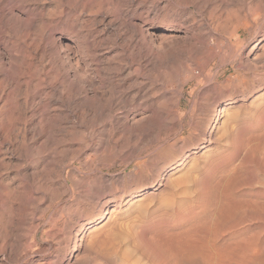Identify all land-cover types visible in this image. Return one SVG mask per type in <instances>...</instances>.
I'll list each match as a JSON object with an SVG mask.
<instances>
[{
  "label": "rangeland",
  "instance_id": "1",
  "mask_svg": "<svg viewBox=\"0 0 264 264\" xmlns=\"http://www.w3.org/2000/svg\"><path fill=\"white\" fill-rule=\"evenodd\" d=\"M89 1H0V118L12 127L0 134V264H208L218 257L225 264H264V0ZM100 3L132 14L153 38L165 33L170 50L151 46L145 70L134 28L122 16L109 24L117 14L110 9L106 16ZM69 40L86 70L65 65L69 81L96 73L118 85L130 72L141 94L127 91L125 103L116 104L111 90L95 86L70 98L57 75L62 62L52 63L54 50ZM210 50L217 51L212 58ZM31 78L38 88L29 85ZM228 100L232 105L218 119L210 144L205 121ZM47 107L51 117L39 129ZM126 117L127 126L113 125ZM227 128L238 130L232 141L222 136ZM173 142L182 152H196L169 170L174 153L163 156ZM141 158L158 162L137 170L131 161ZM164 175L168 183L192 178L202 184L151 189ZM220 178L225 183L216 186ZM179 199L185 203L177 217L171 203ZM184 234L191 239L192 261L177 250Z\"/></svg>",
  "mask_w": 264,
  "mask_h": 264
},
{
  "label": "bare ground",
  "instance_id": "2",
  "mask_svg": "<svg viewBox=\"0 0 264 264\" xmlns=\"http://www.w3.org/2000/svg\"><path fill=\"white\" fill-rule=\"evenodd\" d=\"M1 1V0H0ZM5 1V0H4ZM106 1V0H105ZM263 1V0H262ZM87 2L90 4V1L89 0H87ZM99 2V1H98ZM101 2V1H100ZM187 2V1H186ZM185 2V3H186ZM86 3V2H85ZM92 3V2H91ZM6 5V4H5ZM4 5V6H5ZM118 5V4H117ZM1 6V5H0ZM100 6H101V8H103V6H102V4L100 3ZM100 6H96V11H98L99 9H101L100 8ZM2 7V6H1ZM9 7V6H8ZM6 8V7H5ZM104 13L106 14V16H107V14L109 13V10L110 9H112L113 10V13H115V14H117L116 16H115V19L113 20V21H111V22H108L109 24H112V23H114V22H117V21H120L119 19H120V17L122 16V20L121 21H123L126 25H129V26H131L132 28H134V31L136 32V34H137V37H138V40H140V42H141V46L139 47L141 50H144V53H145V55H144V64L145 65H143V68L145 69V70H148V66L151 64V60L153 59V57H152V51H154L152 48H151V46H153V45H155V47L156 48H158L159 50L160 49H162V50H167V40H168V37L166 36V34L165 33H160L156 38H153L152 37V35L149 33V31H147L146 29H145V27H144V22H142V21H136L135 19H134V17H133V15L132 14H130V13H127V12H121V10L120 9H118L117 8V6L115 5V4H113V3H109V4H107L106 6H104ZM2 11H3V9H2ZM168 11V10H167ZM166 11V12H167ZM170 11V10H169ZM172 11V10H171ZM140 12V11H139ZM2 13H4V12H2ZM1 13V14H2ZM111 13H112V11H111ZM168 13V12H167ZM173 14H174V12H172ZM0 14V15H1ZM169 14V13H168ZM167 14V15H168ZM8 15H10V14H8ZM109 15V14H108ZM143 14H141V16H142ZM171 15V14H170ZM113 16V15H112ZM164 16V15H163ZM169 16V15H168ZM167 16V17H168ZM173 16V15H172ZM176 16V15H175ZM212 16V15H211ZM5 17V14H4V16H3V18ZM138 17H140V15L138 16ZM166 17V16H165ZM166 17V18H167ZM1 18H2V16H1ZM174 18V17H173ZM172 18V19H173ZM110 19H112V18H110ZM138 19V18H137ZM171 19V20H172ZM210 19H211V17H210ZM219 19H220V16H219ZM218 20V19H217ZM236 20V19H235ZM246 20V19H245ZM211 21V20H210ZM205 22V21H204ZM235 22V21H234ZM118 23V22H117ZM123 23V24H124ZM179 23V22H178ZM212 23V22H211ZM210 23V24H211ZM220 23L221 22H219V26H220ZM242 23H243V20H242ZM242 23H241V25H242ZM236 24H237V20H236ZM181 25V24H180ZM214 25V24H213ZM227 25V24H226ZM147 26V25H146ZM224 26V25H223ZM231 26V25H230ZM236 26V25H235ZM238 26H239V24H238ZM210 27H211V25H210ZM228 27V26H227ZM226 27V28H227ZM1 28V27H0ZM172 28V27H171ZM213 28V27H212ZM225 28V29H226ZM185 29V28H184ZM192 29H193V27H192ZM198 29V28H197ZM221 29V28H220ZM224 29V27H222V30H221V32H223V31H225L224 33H226L227 32V30H225ZM230 29V28H229ZM120 30V29H119ZM200 30V29H199ZM198 30V31H199ZM202 30V29H201ZM4 31V30H3ZM196 31V30H195ZM230 31V30H229ZM235 31V29L234 28H232V31L230 32L231 34L233 33ZM134 32V33H135ZM201 32V31H200ZM195 33V32H194ZM181 34V33H180ZM199 34V33H198ZM220 34V33H219ZM227 34H229V32L227 33ZM231 34H229V35H231ZM203 35H204V33H203ZM217 35V34H216ZM233 35V34H232ZM238 35V34H237ZM113 36V35H112ZM132 36H133V34H132ZM195 36V35H194ZM193 35H192V37H194ZM197 36V35H196ZM200 36H202V35H200ZM206 36V35H205ZM192 37H189V39L191 38V41L194 39V38H192ZM221 37V36H220ZM223 37V36H222ZM240 37V36H239ZM177 38H180V37H177ZM208 38H209V36H208ZM207 38V39H208ZM219 38V37H218ZM1 39V38H0ZM129 39H132V37L131 38H129ZM134 39V38H133ZM180 39H182V38H180ZM184 39V38H183ZM198 39V38H197ZM223 39V38H222ZM200 40H202V39H200ZM225 40V39H224ZM107 41V40H106ZM169 41V40H168ZM173 41H176V40H173ZM173 41H172V44L173 45H175L174 43H173ZM178 41H180V40H178ZM186 41H188V40H186ZM206 41V40H205ZM226 41H227V39H226ZM3 42V41H2ZM72 41L71 40H69L68 42H66L65 44H64V47H59V49H58V47H55V48H57L58 50H54V52H53V54H54V61H52V63H54L55 65L54 66H56L57 64H56V60H59V61H61L62 62V64H60L59 65V67H57L58 69H56V70H58L57 71V75L59 76V77H61V79L63 80V82L65 83V86H66V88L68 89V96H70V98H72V99H74V98H80L79 96H81L82 94H84V92H88L89 91V89H92L93 87H95V86H98V88L100 89V92H101V88H103V87H106V88H108L109 90H111V95H112V97H114V103H116V104H122V102L123 103H125L124 102V100H125V94H127L126 92L127 91H131V94H132V96L133 97H135L137 94L139 95V93H140V91H141V89L139 90L138 89V86H139V84L137 83V80H136V78L134 77V75L132 74V73H130V72H128L127 73V75H126V79L127 80H125L124 78L123 79H121V84L119 83L118 85H115V83H113V82H111V81H109V80H104V78H100L99 77V75L97 76V74L96 73H94V76H92V77H90L89 78V80H87V79H84V80H82L83 79V77H82V79H80V78H78L75 82H72V81H69V75H68V73H67V69L66 70H64V67H65V65H67V66H70V65H74V63H75V67L76 68H78V70H80V72H82V73H85L86 72V70H83V69H81L79 66V64H80V62L77 60V58H76V55H75V52L76 51H74V48H73V45H72V43H71ZM139 42V43H140ZM208 42V41H207ZM228 42V41H227ZM233 42V41H232ZM135 43V42H134ZM177 44H178V42H176ZM183 43V42H182ZM185 43V42H184ZM187 43V42H186ZM192 43V42H191ZM199 43V42H198ZM205 43V42H204ZM213 43V42H212ZM2 44V43H1ZM5 44H6V42H5ZM8 44V43H7ZM6 44V45H7ZM171 44V45H172ZM189 44V43H188ZM203 44V43H202ZM19 45V44H18ZM60 45H62V44H60ZM110 45V44H109ZM132 45V44H131ZM192 45H194V43L192 44ZM107 46V45H106ZM129 46V45H128ZM137 46V45H136ZM176 46V45H175ZM196 46V45H195ZM195 46H194V48H195ZM226 46V45H225ZM188 47H191V46H188ZM200 47V46H199ZM5 48H7V47H5ZM198 48V47H197ZM54 48H52V50H53ZM61 49V50H60ZM135 49V48H134ZM152 49V50H151ZM199 49H201V48H199ZM205 49V48H204ZM209 49V48H208ZM229 49H230V47H229ZM5 50V49H4ZM64 50V51H63ZM139 50V49H138ZM158 50V51H159ZM168 50H170V49H168ZM167 50V51H168ZM191 50H192V48H191ZM135 51V50H134ZM157 51V52H158ZM161 51V50H160ZM206 51V50H205ZM204 51V52H205ZM211 52H210V54H211V56L210 55H208V56H210V58H212L214 55H215V53L217 52V51H214L213 53H212V50H210ZM230 51V50H229ZM67 52V53H66ZM156 52V51H155ZM156 52V53H157ZM191 52V51H190ZM196 52V51H195ZM143 53V52H142ZM143 53V54H144ZM158 53H160V52H158ZM157 53V54H158ZM162 53V52H161ZM172 53H173V50H172ZM199 53L201 54V53H203V52H200L199 51ZM198 53V54H199ZM206 53V52H205ZM156 54V55H157ZM164 54V53H163ZM174 54V53H173ZM172 54V55H173ZM197 54V55H198ZM204 54V53H203ZM202 54V55H203ZM8 55V54H7ZM51 55V54H50ZM62 55H64L63 57H62ZM160 55H162V54H160ZM159 55V56H160ZM207 55V54H206ZM19 56V55H18ZM143 56V55H142ZM3 57V56H2ZM51 57V58H52ZM96 57V56H95ZM8 58V57H7ZM163 58V57H162ZM164 58H167V55L164 57ZM164 58H163V60H164ZM16 59V58H15ZM155 59V58H154ZM158 59V58H157ZM161 59V58H160ZM202 59V58H201ZM205 59H207V58H205ZM28 60V59H27ZM162 60V59H161ZM212 60V59H211ZM19 61V60H18ZM160 61V60H159ZM199 61H200V59H199ZM202 62V61H201ZM58 63V62H57ZM60 63V62H59ZM163 64H165L164 62H162ZM206 63V62H205ZM209 63V62H208ZM155 64V63H154ZM163 64H162V66H163ZM112 65V64H111ZM139 65H140V63H139ZM157 65V64H156ZM159 65V64H158ZM160 65H161V62H160ZM199 65V64H198ZM200 65H202V63L200 64ZM205 65V64H204ZM121 66V65H120ZM151 66V65H150ZM149 66V67H150ZM186 66V65H185ZM161 67V66H160ZM197 67V66H196ZM199 67V66H198ZM205 67H206V65H205ZM204 67V68H205ZM119 68V67H118ZM187 68V67H186ZM185 68V69H186ZM197 69V68H196ZM54 70H55V68H54ZM198 70V69H197ZM126 71V70H125ZM194 72H195V70H193ZM69 72V71H68ZM147 72V71H146ZM198 72V71H197ZM203 72V71H202ZM77 73L78 72H76L75 71V73H73V77L74 76H77ZM187 74H188V71L186 72ZM201 73V72H200ZM194 74V73H193ZM195 75V74H194ZM200 75V74H199ZM217 75V74H216ZM216 75H214V77H212L211 79H210V81L209 82H207V83H209L208 84V86L209 85H212V87L216 84V78H217V76ZM79 76V75H78ZM148 75H146V77H147ZM149 76H150V74H149ZM193 76V75H192ZM191 76V77H192ZM197 76V75H196ZM145 77V76H144ZM143 77V78H144ZM145 77V78H146ZM151 77V76H150ZM85 78V77H84ZM186 78V77H185ZM190 78V77H189ZM192 79V78H191ZM194 79V78H193ZM32 80H34V81H36L35 79H32L31 78V80H30V84L29 85H31V84H34L33 83V81ZM71 80V79H70ZM73 80V79H72ZM143 81V80H142ZM148 81H150V80H148ZM39 82V81H38ZM37 82V84H40V82L38 83ZM60 82V81H59ZM186 82H188V81H185V83ZM202 82V81H201ZM227 83L229 82L230 83V80H227L226 81ZM232 82V81H231ZM147 83V82H146ZM151 83V82H150ZM37 84H34V87H36V88H38L39 86L37 85ZM50 84V83H49ZM137 84H138V86H137ZM140 84H141V82H140ZM225 84V83H224ZM198 85H200V83L198 84V83H196L195 84V86L196 87H198ZM223 85V84H222ZM32 86V85H31ZM54 86V85H53ZM56 86V85H55ZM61 86H62V84H61ZM147 86V85H146ZM226 86V85H225ZM33 87V86H32ZM48 87V86H47ZM52 86H50L49 87V89L51 88ZM140 87V86H139ZM143 87V86H142ZM141 87V88H142ZM151 87V86H150ZM179 87H181V85L179 86ZM184 87V86H183ZM183 87H181V88H183ZM210 87V86H209ZM230 87V86H229ZM144 88V87H143ZM211 88V87H210ZM228 88V87H227ZM231 88V87H230ZM230 88H229V90H230ZM42 89H43V87H42ZM148 89H149V87H148ZM214 89V88H213ZM212 89V90H213ZM217 90H218V88H216ZM219 89H221V88H219ZM223 89V88H222ZM225 89H226V87H225ZM51 90V89H50ZM60 90H61V88H60ZM66 90V89H65ZM64 90V91H65ZM143 90V89H142ZM153 90V89H152ZM181 90V89H180ZM180 90H179V92H180ZM52 91L55 93L56 92V88H53L52 89ZM52 91H50V92H48L47 94H49V95H53V93H52ZM63 91V92H64ZM103 91V90H102ZM207 91H209L210 92V90H207ZM228 91V90H227ZM43 92V91H42ZM149 90H147L146 91V93L147 94H149ZM152 92V91H151ZM179 92H177V93H179ZM213 92V91H212ZM61 93V92H60ZM109 93V92H108ZM145 93V92H144ZM144 93H143V95H144ZM224 93V92H223ZM228 93V92H227ZM110 94V93H109ZM141 94V93H140ZM147 94H145V96H147ZM229 94H230V92H229ZM88 94L87 93H85V97L87 96ZM90 95V94H89ZM97 94H95V93H93V95L91 96V98H93V99H97V96H96ZM100 95V94H99ZM227 95V94H226ZM43 96V95H42ZM47 96V95H46ZM180 96V95H179ZM228 96V95H227ZM85 97H83V99L85 98ZM139 97V96H138ZM153 97V96H152ZM177 97V96H176ZM181 97V96H180ZM77 98V99H78ZM144 98V97H143ZM142 98V99H143ZM40 99V98H39ZM44 99V98H43ZM54 99V98H53ZM136 99V98H135ZM138 99V98H137ZM141 99V98H140ZM149 99V98H148ZM155 99V98H154ZM176 99V98H175ZM182 99V98H181ZM8 100V99H7ZM59 100H61V98L59 97ZM67 100H68V98H67ZM76 100V99H75ZM100 100V99H99ZM133 100V99H132ZM145 100H147V99H145ZM73 101V100H72ZM90 101V100H89ZM110 101H111V103H112V99H110ZM126 101V100H125ZM129 101H131V99L129 100ZM137 101V100H136ZM140 101V100H139ZM143 101V100H142ZM155 101V100H154ZM175 102H176V100H174ZM234 101V100H233ZM92 102V101H91ZM95 102V101H94ZM175 102H174V106L176 105V109H177V104H178V102L175 104ZM105 103V102H104ZM108 103V102H107ZM136 103H138V102H136ZM143 103H145V101L143 102ZM113 104V103H112ZM142 104V103H141ZM225 105H223L222 107H220V108H217V109H215V111H214V114L212 115V117H210V120H208V121H205L206 123H205V125L207 126V135H206V141L208 142V143H210V144H212L213 143V141H212V134H213V132H214V130H215V128H216V126H217V124H218V119L221 117V114L226 110V109H228L231 105H232V103H231V100H228L227 102H225L224 103ZM66 105V104H65ZM102 105H103V103H102ZM101 105V106H102ZM107 105V104H106ZM154 105V104H153ZM152 105V106H153ZM98 106V105H97ZM108 112H109V110H110V105L108 104ZM148 106V105H147ZM149 106H151V105H149ZM152 106L151 107H149V108H152ZM113 107V106H112ZM167 107V106H166ZM52 108V107H51ZM100 109L101 108H104V106H102V107H99ZM119 108V107H118ZM149 108L147 107V109L149 110ZM54 109V108H53ZM56 109V108H55ZM97 109V108H96ZM112 109V108H111ZM115 109H117V108H115ZM163 109V108H162ZM167 109V108H166ZM174 109V108H173ZM99 110V109H98ZM102 110H104V109H102ZM101 110V111H102ZM125 110V109H124ZM145 110V109H144ZM143 110V111H144ZM168 111H169V108L167 109ZM111 111V110H110ZM142 111V112H143ZM162 111H164V110H162ZM168 111H166L167 113H168ZM171 111V110H170ZM180 111V110H179ZM103 112V111H102ZM112 112V111H111ZM154 112V111H153ZM165 112V111H164ZM171 113V112H170ZM169 113V114H170ZM174 116H173V119L174 118H176L177 116H176V114H177V111L176 110H174ZM113 114V113H112ZM129 114V113H128ZM145 114V113H144ZM164 115V114H163ZM114 116V115H113ZM113 116H111L112 118H114ZM136 116V115H135ZM171 116V117H172ZM50 117H51V109L50 108H45L44 110H43V112H42V120L36 125V127L37 128H39V129H41V124L43 123V122H48V120L50 119ZM116 117V116H115ZM170 116H169V118H171ZM166 118H167V116H166ZM116 119V118H115ZM124 120V122H122V123H118V121H113L114 123H113V125H115L116 126V128H117V126H122L123 125V127L126 125L127 126V117L126 118H123ZM7 118L6 117H3V116H1V118H0V134L2 133V134H4V133H8L9 131H11V129H12V127H9V125H8V123H7ZM107 119H105V121H106ZM117 120V119H116ZM118 120H119V118H118ZM130 120H132V119H130ZM139 120V119H138ZM137 120V121H138ZM165 120H167V119H165ZM172 121V120H171ZM174 121V120H173ZM233 124H236V123H238V122H236L237 121V119L236 118H234L233 120L231 119L230 120ZM175 122V121H174ZM178 123V129H177V132H181L182 131V129H183V126H182V123H180V120L179 121H177ZM103 123H104V121H103ZM111 123V122H110ZM130 123V122H129ZM138 123V122H137ZM136 123V124H137ZM105 125H106V123H104ZM135 124V123H134ZM112 125V126H113ZM130 125H132V124H130ZM204 125V126H205ZM71 126V125H70ZM111 126V127H112ZM100 127V126H99ZM110 127V126H109ZM120 127H118V128H120ZM122 127V128H123ZM135 127H137V126H135ZM103 128V127H102ZM101 128V129H102ZM115 128V127H114ZM126 128V127H125ZM134 128V127H133ZM109 129H111V128H109ZM136 129V128H135ZM50 132L51 133H53L54 132V128L53 127H51L50 128ZM96 130V129H95ZM105 130V129H104ZM131 130H132V128H131ZM111 131V130H110ZM113 131V130H112ZM114 131H116L117 132V130L115 129ZM130 131V130H129ZM238 130H233V128H231V129H229V128H227L223 133H222V136H224L225 138H226V140H228V141H232L233 140V137H234V134L237 132ZM132 132V131H131ZM204 132V131H203ZM93 133V132H92ZM102 133V132H101ZM105 133V132H104ZM111 133V132H110ZM113 133V132H112ZM98 134H100V133H98ZM109 134V133H108ZM204 135V134H203ZM101 136V135H100ZM103 136V135H102ZM106 136V135H105ZM114 137H115V135H113ZM113 137V138H114ZM167 137V136H166ZM166 137H164V138H162V139H166ZM204 137V136H203ZM96 138V137H95ZM103 138V137H102ZM105 138V137H104ZM124 138V137H123ZM109 139H110V137H109ZM112 139V138H111ZM131 139V138H130ZM188 139H192L191 138V135L188 137ZM92 140H94V139H92ZM100 140V139H99ZM124 140H126V139H124ZM139 140V139H138ZM101 141V140H100ZM118 141V140H117ZM178 141V140H177ZM185 141H186V139H185ZM104 141H102V143H103ZM107 142V141H106ZM114 142V141H113ZM125 141H123V143H124ZM176 142V141H175ZM175 142H173V143H171V144H169V146L167 147V149L164 151L165 153H167V155L165 154H159V155H157V156H159L158 157V159H160V157L162 156V155H164L163 157L164 158H166V156L168 157L169 156V158H171L172 157V155H173V153H174V155H173V157H172V159L171 160H175V158H176V162L174 161L173 163H171L169 166H168V169L169 170H175L176 168H178V166L181 164V163H183V162H185L186 161V159H188V157L190 156V155H193V154H195V152H196V149L195 150H193V151H186V152H182V146L181 147H179L178 149H176V146H177V143H175ZM184 142V141H183ZM126 143V142H125ZM182 143V142H181ZM186 143V142H185ZM185 143H183V144H185ZM48 144V143H47ZM98 144V143H97ZM100 144V143H99ZM186 148V147H185ZM116 155V154H115ZM107 156V155H106ZM110 157V156H109ZM124 158V157H123ZM158 159H152V160H150V162L148 163V162H143L142 160V158L141 159H135L134 161L132 160H130L131 162H135V168L137 169V170H139L143 165H144V167L145 168H147V166L149 165V167H153V166H155L156 165V162H158L157 160ZM167 159V158H166ZM128 161V160H127ZM127 161H125V159H124V162H125V164H128V162ZM182 161V162H181ZM140 162L142 163V164H140ZM170 162V161H169ZM172 162V161H171ZM140 164V165H139ZM107 166V165H106ZM96 167V166H95ZM101 167V166H100ZM105 167V166H104ZM111 167V166H110ZM94 169V168H93ZM233 171V169H231L230 170V172H232ZM139 173L140 172H137L136 174H138L139 175ZM99 174V173H98ZM155 175V174H154ZM153 175V176H154ZM226 175H229V171H228V174H226ZM222 176V175H221ZM224 176V175H223ZM147 177V176H146ZM155 177V176H154ZM153 177V178H154ZM157 177H159V175L157 176ZM148 178H149V176H148ZM147 178V179H148ZM167 177H166V175H164V176H161V178L159 179V181L157 180L153 185H152V187H151V189H160L161 188V186L163 187V186H166L167 188H178L179 187V185H182L183 187H186L185 186V184H187V183H191L194 187H198V186H200L202 183H201V179H192V178H185L186 180H178V181H174V182H170V183H168L167 182V179H166ZM223 178H225V176L223 177ZM221 179L220 178V180L219 179H217V181H216V186L217 185H224V183H225V181H224V179ZM136 179L138 180V178L136 177ZM141 179H142V177H141ZM226 179H227V176H226ZM140 180V179H139ZM153 180V179H152ZM94 181V180H93ZM97 181V180H96ZM181 186V187H182ZM153 191V190H152ZM146 193V192H145ZM150 193H152L151 191H150ZM151 195V194H150ZM141 196V195H140ZM176 196V195H175ZM173 197V195L171 196V198ZM177 200V199H176ZM179 202H177V201H173V203H171V207H172V212H174L173 214L175 215V216H177V217H179L177 214H179V211L181 210V206L185 203L184 201H182V200H178ZM103 202V201H102ZM105 203V202H104ZM119 204V203H118ZM188 204V203H187ZM186 204V205H187ZM117 205V204H116ZM185 207V206H184ZM108 209V208H107ZM114 208L113 207H111V211L113 210ZM177 209V211H175ZM101 211V210H100ZM103 211H107L106 210V206H105V208H104V210ZM171 212V211H170ZM104 214V213H103ZM123 228V227H122ZM78 232V231H77ZM184 233H186V234H188V232H184ZM186 234H184V235H186ZM82 236V235H81ZM188 236V237H187ZM184 237V236H183ZM186 237H187V239H186ZM186 237H184L185 239H186V241H184V242H182L179 246H178V251H179V253H184L185 255H186V257L188 258V261H192L193 259H194V253H193V249L191 248L192 246H191V239H190V236L189 235H186ZM82 238L83 237H81V241H82ZM80 240H79V242H80ZM75 244V243H74ZM184 246L183 248H181L180 250H179V247H181V246ZM82 246V245H81ZM79 249H80V244L78 245V246H76V247H73V252L70 254V256H71V258L73 259V258H75V257H77V256H75V253H77L78 251H79ZM181 251H183V252H181ZM77 255V254H76ZM86 259V258H85ZM208 264H225V260L224 259H222L221 257L219 258H214V259H212L211 261H209L208 262Z\"/></svg>",
  "mask_w": 264,
  "mask_h": 264
}]
</instances>
